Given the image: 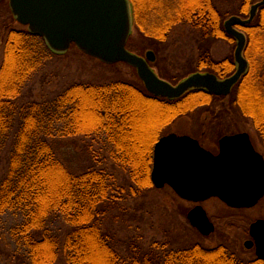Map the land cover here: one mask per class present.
Wrapping results in <instances>:
<instances>
[{
	"label": "trees",
	"instance_id": "16d2710c",
	"mask_svg": "<svg viewBox=\"0 0 264 264\" xmlns=\"http://www.w3.org/2000/svg\"><path fill=\"white\" fill-rule=\"evenodd\" d=\"M183 1L173 0L172 7L177 11L165 21V37L175 25L190 23L203 37L233 39L223 27L229 15L218 9L215 0ZM253 1L241 0L238 12L241 10L242 14L237 12V15L246 18ZM146 3L144 1L143 10ZM135 7L137 31L148 37L137 17L139 8ZM240 27L247 38L244 54L253 40L259 45L255 50L264 51V6L260 7L252 24ZM6 39L5 60L0 66V155L12 131L13 136L6 172L0 178V222L4 219L10 222L7 234L16 246L14 252L19 254L20 264H53L59 258L66 264H264V260L255 255L241 257L224 241L214 247H205L196 240L181 245L155 240L145 246L139 235L130 236L121 244L116 231L105 225L111 209L120 206L117 200L120 187L114 175L102 167H88L80 172L72 170L54 144L59 137L91 136L92 133L103 143L108 140L112 146L109 158L115 166L128 172L132 182L130 190L139 194L153 186L150 181L152 148L139 138L136 153V144L129 136L131 119L136 116L125 101L147 106L158 103L173 119L191 109L195 102L204 103L214 97L212 93L191 90L181 99L166 102L148 93L141 81L139 87L124 80H113L97 84L73 83L52 97L21 102L25 87L51 55L59 54L27 29L17 32L9 29ZM260 61L261 58L258 64ZM198 67L218 76L229 75L231 70L228 60L215 61L209 52L198 57ZM248 75L251 76L250 71L239 79L231 97L236 98L235 92L239 89L245 94ZM253 98L254 107L264 104L257 95ZM233 103L237 105L235 100ZM56 220L61 221L62 226L54 230L52 223Z\"/></svg>",
	"mask_w": 264,
	"mask_h": 264
},
{
	"label": "rangeland",
	"instance_id": "374dc122",
	"mask_svg": "<svg viewBox=\"0 0 264 264\" xmlns=\"http://www.w3.org/2000/svg\"><path fill=\"white\" fill-rule=\"evenodd\" d=\"M129 1L132 30L129 42H127L128 49L138 54H143L147 49L153 50L156 53L155 65H157L161 76L179 81V78L193 70H203L204 68L199 69L198 67V57L207 52L215 61L228 60L231 64L230 73L233 72L232 59L235 48L233 39L212 35L203 37L201 32L190 23L175 25L165 37L163 29L166 25L165 21L167 22L173 12L177 11L172 7L173 0H162V2L157 0L153 2L147 0ZM144 1L147 2V5L143 10ZM151 2L154 4L150 12ZM7 3L8 0L0 1V66L5 57L4 46L7 41V31L13 29L17 32L27 29L11 18V11H9ZM240 3L241 0H215L218 9L221 12H227L225 15L237 14ZM134 5L139 8L137 17L145 29L144 33L151 37H143L137 31L136 23L139 22L136 18ZM238 14H242L241 10ZM258 48L259 45H256L253 40L245 51V56L251 59L250 73L252 77L248 75L249 78L246 79L244 95L243 91L239 89L235 92L236 98L231 96L209 97L204 103L195 102L188 110L189 112L187 111L188 113L185 110L173 119L169 116L168 111L158 103L152 102L153 104L150 106L139 102L131 104L127 99L126 106H129L136 116L135 119L130 120L132 130L129 132L131 140L136 144V153H138L139 138L142 139V142H147L150 149L158 137L169 131L190 130L198 134L199 126L209 128L203 141L205 146L213 152L217 151L216 140L221 134L239 131L249 133L255 146L264 152V104L259 103L261 106L258 108L252 104L255 95L264 101V80L262 79L264 51H256L255 49L258 50ZM260 58L261 61L258 64ZM260 66H262V70ZM257 69L260 70L257 71ZM257 73L259 79H257ZM253 77L255 80L252 79ZM113 80H124L141 87L136 71L132 67L121 62L103 63L71 45L66 52L49 57L47 63L25 87L20 101L52 97L73 83L97 84ZM233 100L237 102V108L234 106ZM164 117L165 119L159 123L160 119ZM216 122L219 123L215 124ZM12 136L13 131L0 155V178L6 172ZM54 144L61 158L72 170L80 172L88 167H102L114 175L115 182L120 187V197L117 199L120 206L111 209L105 220V225H109L116 231L121 244L130 236L140 237L139 235H141L140 239L145 246L155 240L157 242L169 240L171 244L177 245L196 240L205 247H214L224 241L243 258H250L254 255V247L247 249L243 242L249 238V224L257 218H264V196L250 208H232L216 197L202 201L201 205L209 219L215 224L216 229L208 236H201L198 231L192 228L187 219V213L196 205L195 202L181 199L167 185L162 188L152 186L139 194L131 192L132 182L128 172L115 166L109 158V150L112 146L108 140L107 143H103L99 138L97 139V135L92 133L91 136L59 137L55 139ZM136 158L138 159V155ZM136 165L141 167L140 164ZM9 224L10 222L6 219L0 222V264H20V258L17 257L19 254L14 252L16 246L8 238ZM61 226L62 223L59 220L52 223L54 230ZM122 247L120 246L123 251ZM53 264L66 263L62 258H59Z\"/></svg>",
	"mask_w": 264,
	"mask_h": 264
},
{
	"label": "water",
	"instance_id": "95a60500",
	"mask_svg": "<svg viewBox=\"0 0 264 264\" xmlns=\"http://www.w3.org/2000/svg\"><path fill=\"white\" fill-rule=\"evenodd\" d=\"M8 6L15 21L43 38L54 53L62 54L74 45L103 63H124L135 69L148 93L176 99L191 90L230 93L249 68L244 56L247 38L240 26L253 21L264 0L253 3L246 18L231 14L223 22L226 34L235 41L233 73L219 79L213 72L195 71L175 84L150 67L153 50L141 56L127 48L132 30L129 0H8ZM150 181L155 188L167 185L181 199L197 203L187 219L201 235L208 236L215 227L200 202L216 197L232 208L253 207L264 196V157L247 132L222 136L217 153L189 135L169 133L154 144ZM249 235L244 246L254 247L255 255L264 260V218L250 224Z\"/></svg>",
	"mask_w": 264,
	"mask_h": 264
},
{
	"label": "flooded vegetation",
	"instance_id": "af4514ba",
	"mask_svg": "<svg viewBox=\"0 0 264 264\" xmlns=\"http://www.w3.org/2000/svg\"><path fill=\"white\" fill-rule=\"evenodd\" d=\"M257 1H259V0H254L253 1V3H255V2H257ZM252 3V4H253ZM251 4V5H252ZM250 5V6H251ZM250 8V7H249ZM260 9V8H259ZM259 11V10H258ZM258 13V12H257ZM257 15V14H256ZM256 17V16H255ZM255 19V18H254ZM254 19H253V21H254ZM253 21L250 23V24H252L253 23ZM249 24V25H250ZM148 50H150V49H147V50H145L144 52H143V54H139V55H141V56H145V54H146V51H148ZM154 52V51H153ZM154 56H155V58H154V60L153 61H148V63H149V65H150V67L157 73V75L160 77V78H163V79H165V80H167V81H169L170 83H172V84H175V83H177L178 81H174V78H166V77H164V76H161L160 75V73H159V71H158V69H157V65H155V63H156V53L154 52ZM247 60H248V64H249V68H248V71H247V73L250 71V67H251V64H250V60L247 58ZM234 61V60H233ZM234 66H235V63H234ZM258 70H260V69H257V71ZM195 71H201V72H203V71H208V70H193V71H191V72H189V73H187L186 74V76L188 75V74H190V73H192V72H195ZM264 71V70H263ZM211 72V71H210ZM231 74V73H230ZM217 75V74H216ZM228 75H226V76H218L217 75V77L219 78V79H223V78H225V77H227ZM264 73H263V75H262V79L264 80ZM183 77H185V76H183ZM183 77H181V78H179L178 80H180V79H182ZM253 80H255V77H253L252 78ZM257 79H259V77H258V73H257ZM237 84V83H236ZM235 84V85H236ZM235 85L232 87V89H231V91H230V93L228 94V95H214V97H219V98H224V97H227V96H230V94H231V92H232V90H233V88L235 87ZM206 92V91H205ZM188 93V92H187ZM186 94V93H185ZM184 94V95H185ZM183 96V95H182ZM182 96H180L179 98H176V99H181V97ZM162 99L164 100V101H166V102H172L174 99H167V98H163L162 97ZM185 102V101H184ZM185 104H187L186 102H185ZM188 113V112H187ZM202 123V122H201ZM200 123V124H201ZM219 123V122H218ZM217 122L215 123V124H218ZM214 127V126H213ZM208 129L209 128H207V127H204V128H201V126H199V133L198 134H196V133H194V132H192V131H184V132H177V131H169L168 133H166V134H169V133H175V134H177V135H189V136H191L192 138H194V139H196L198 142H199V144L203 147V148H205V149H207V150H209V151H211L212 153H217L218 152V141H219V139L222 137V136H224V135H230V134H235V133H238V132H229V133H224V134H221L218 138H217V140H216V146H217V151L216 152H213L211 149H208L206 146H205V144H204V141H203V139L204 138H206V134H207V132H208ZM239 132H245V131H239ZM166 134H163V135H161L160 137H162V136H164V135H166ZM248 135H249V138H250V141H251V143H252V145L254 146V148H255V150L256 151H258L260 154H262L263 155V157H264V152L262 151V150H259L256 146H255V144L253 143V140H252V138H251V135L248 133ZM160 137H158L157 139H156V141L160 138ZM156 141L154 142V144L156 143ZM154 144H153V147H154ZM153 147H152V155H153ZM151 167H152V159H151ZM258 219V218H257ZM214 224V223H213ZM251 224V223H250ZM249 224V225H250ZM214 227H215V224H214ZM215 229H216V227L214 228V231H215ZM213 233V232H212ZM248 235H249V226H248ZM250 237V236H249ZM248 239H250V238H248Z\"/></svg>",
	"mask_w": 264,
	"mask_h": 264
},
{
	"label": "bare ground",
	"instance_id": "6f19581e",
	"mask_svg": "<svg viewBox=\"0 0 264 264\" xmlns=\"http://www.w3.org/2000/svg\"><path fill=\"white\" fill-rule=\"evenodd\" d=\"M165 119V117L164 118H162V119H160V122L159 123H161L163 120Z\"/></svg>",
	"mask_w": 264,
	"mask_h": 264
}]
</instances>
